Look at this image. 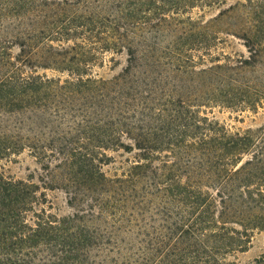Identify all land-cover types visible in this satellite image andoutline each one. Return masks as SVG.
<instances>
[{
	"label": "trees",
	"instance_id": "16d2710c",
	"mask_svg": "<svg viewBox=\"0 0 264 264\" xmlns=\"http://www.w3.org/2000/svg\"><path fill=\"white\" fill-rule=\"evenodd\" d=\"M215 108L264 111V0H0V163L28 152L75 210L0 174V264H236L264 232V126ZM110 152L134 158L109 176Z\"/></svg>",
	"mask_w": 264,
	"mask_h": 264
},
{
	"label": "rangeland",
	"instance_id": "374dc122",
	"mask_svg": "<svg viewBox=\"0 0 264 264\" xmlns=\"http://www.w3.org/2000/svg\"><path fill=\"white\" fill-rule=\"evenodd\" d=\"M238 0H229V2L234 3ZM217 11H207V19L215 16ZM198 15V11L195 12L194 16ZM224 52L230 55L234 54H244L248 55L247 48L242 40L230 37L228 44L223 46ZM17 54L18 50H14ZM107 61L102 67L94 68V73L98 74L100 77L106 79H111L115 75H118L122 69L126 66V54L121 56H115L119 65H116L109 60H111V54H108ZM113 57V56H112ZM45 71H40L44 73ZM48 75H53L52 72H47ZM211 117L217 119L220 123L226 125L229 129L234 132L246 131L248 129H257L264 126V111L259 110L258 113H253L250 111H238L229 109L215 108L212 111ZM109 155L114 158V162L109 165L104 166L103 170L109 176L117 173H122L123 169L127 168V160H132L134 154H128L125 152L112 153ZM122 169V170H121ZM0 174L12 178L15 180L31 181L37 184L41 188L47 197L46 208L49 213L57 215L59 217L69 216L75 213V210L71 208L68 204L67 194L57 188H51L45 186L41 181L44 176V172L38 162L25 152L18 156H12L0 163ZM264 255V232H255L250 240V244L247 246L246 251L243 253L236 254L235 258H229L230 262L236 264H250L255 260L259 259Z\"/></svg>",
	"mask_w": 264,
	"mask_h": 264
}]
</instances>
